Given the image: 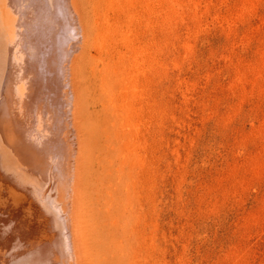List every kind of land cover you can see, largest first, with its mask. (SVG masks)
<instances>
[{
	"label": "rangeland",
	"instance_id": "374dc122",
	"mask_svg": "<svg viewBox=\"0 0 264 264\" xmlns=\"http://www.w3.org/2000/svg\"><path fill=\"white\" fill-rule=\"evenodd\" d=\"M29 2L34 42L58 37L60 1ZM76 2L80 180L60 179L80 185L91 264H264V0ZM31 203L0 207L10 264H90Z\"/></svg>",
	"mask_w": 264,
	"mask_h": 264
},
{
	"label": "bare ground",
	"instance_id": "6f19581e",
	"mask_svg": "<svg viewBox=\"0 0 264 264\" xmlns=\"http://www.w3.org/2000/svg\"><path fill=\"white\" fill-rule=\"evenodd\" d=\"M59 1V18L56 20L62 25V33L57 31L59 36L53 37L47 27V32L43 36L41 34L42 41L34 42L37 35H34L31 26L44 19L42 7L32 6L29 2L31 5L24 6L22 10L21 0H0V104H4L0 106L4 113L0 121V207H11L19 195H25L32 199V205L36 206L37 203L55 215L63 216L64 225L57 222L64 226L63 230L72 233V237L71 234L67 235L72 239L73 255L91 264L93 255L91 249L84 245L88 238L80 226V212L85 209L80 185H70L72 190L66 186V180L60 179L68 176L78 178V182L80 180L74 64L84 39V25L76 0ZM28 28L29 36L26 32ZM51 63L55 65V73L49 77L48 67ZM38 64L41 66L39 70ZM55 178H59L57 182L62 189L67 188L70 195V191H75L71 199L69 196V201L66 199L68 195L65 198L58 189ZM71 180L73 182L74 179ZM45 214L48 215V212ZM7 226L9 223L0 217V228ZM61 233L63 235V231ZM19 244L22 243L17 244L20 250L26 243L22 246ZM28 251L22 250L20 254L24 256ZM37 254H32L33 258H29L30 255L28 259L35 261ZM16 257L17 254L10 256L0 246V264H10ZM43 259L46 258L43 256ZM26 261L29 260L26 258ZM76 262L79 263L78 260Z\"/></svg>",
	"mask_w": 264,
	"mask_h": 264
}]
</instances>
